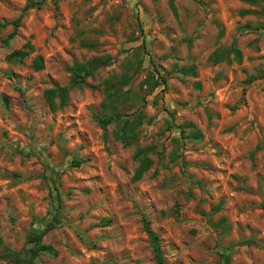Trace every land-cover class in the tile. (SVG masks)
I'll return each mask as SVG.
<instances>
[{
    "label": "rangeland",
    "instance_id": "374dc122",
    "mask_svg": "<svg viewBox=\"0 0 264 264\" xmlns=\"http://www.w3.org/2000/svg\"><path fill=\"white\" fill-rule=\"evenodd\" d=\"M29 1L0 0V254L53 221L38 264H158L148 221L167 264H264V0Z\"/></svg>",
    "mask_w": 264,
    "mask_h": 264
},
{
    "label": "trees",
    "instance_id": "16d2710c",
    "mask_svg": "<svg viewBox=\"0 0 264 264\" xmlns=\"http://www.w3.org/2000/svg\"><path fill=\"white\" fill-rule=\"evenodd\" d=\"M42 6V1H35V0H30L25 9H31V8H41ZM21 24V18L13 21V25L15 27V30L20 26ZM13 35V33H12ZM12 35L10 37H12ZM235 53V59L240 62L241 61V54L239 51L234 50ZM24 57V53L21 51H15L12 54H10L9 58L10 59H22ZM213 60L215 62H218L222 60V54L220 53V50L216 51L213 55ZM228 62H231L230 58H226ZM106 62L101 59V58H96L93 59L86 64H76L74 67L71 68L72 71V81L69 86L65 87H56V88H49L45 91V97L47 101L49 102L50 106L52 108H56L57 105L55 103V97L59 96L62 98V102L65 101L66 96L69 94L70 90L74 86H80L83 83H85L87 76L92 75L93 72L99 68L102 64H105ZM35 67L37 69L43 68V62L42 58L38 57V59L35 62ZM186 72V70H185ZM188 74L191 75H196L195 70L188 69L187 70ZM262 75L256 76V77H251L249 80L250 82L261 78ZM148 83H151V90H155L160 86H163V90L167 89V77L158 72L157 78L154 76H150L146 80ZM109 87H113L112 84L110 83ZM113 115L105 118L102 120V122L106 125L107 123L111 122L113 120ZM132 129L131 126L125 122L124 127L121 130V138L125 140V142H130V139L133 136L132 134ZM194 137L196 139H201L202 134L200 132H195ZM143 153V151L140 149L137 152V155L140 156ZM84 159L82 158H75L73 160L74 165L80 166L83 163ZM152 166V160L146 155L141 157L140 160V169H139V174L141 175L144 171H147L150 167ZM262 208H264V202L262 203ZM55 227V223L52 221L50 222L43 230L40 232H31L27 236V243L33 244V246L30 248V253L26 256L22 255L20 251H8L3 254H0L1 259H6L8 262L12 264H38L37 258L38 256L45 251V248L42 246V240L43 238ZM145 228L146 231L152 241L153 248H154V253L156 257V261L158 264H167L163 253L161 249V242H160V237L157 232H155L148 221L145 222Z\"/></svg>",
    "mask_w": 264,
    "mask_h": 264
}]
</instances>
